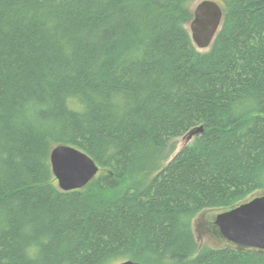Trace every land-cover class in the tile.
<instances>
[{
  "label": "trees",
  "instance_id": "trees-1",
  "mask_svg": "<svg viewBox=\"0 0 264 264\" xmlns=\"http://www.w3.org/2000/svg\"><path fill=\"white\" fill-rule=\"evenodd\" d=\"M193 1L0 0V264H264L192 230L264 190V0H219L204 52ZM59 144L99 165L84 188L59 187Z\"/></svg>",
  "mask_w": 264,
  "mask_h": 264
},
{
  "label": "water",
  "instance_id": "water-1",
  "mask_svg": "<svg viewBox=\"0 0 264 264\" xmlns=\"http://www.w3.org/2000/svg\"><path fill=\"white\" fill-rule=\"evenodd\" d=\"M224 11L216 0H202L194 9L190 33L195 46L210 48L222 26ZM203 130V127H200ZM50 162L62 190L84 188L98 174L100 167L85 151L72 145H56ZM222 237L241 247L264 250V193L224 209L215 220ZM116 264H140L125 260Z\"/></svg>",
  "mask_w": 264,
  "mask_h": 264
},
{
  "label": "rangeland",
  "instance_id": "rangeland-1",
  "mask_svg": "<svg viewBox=\"0 0 264 264\" xmlns=\"http://www.w3.org/2000/svg\"><path fill=\"white\" fill-rule=\"evenodd\" d=\"M201 0H195L192 2V10ZM219 1V0H218ZM221 2V1H219ZM222 4V3H221ZM224 8V6H223ZM189 27V26H188ZM190 31V29H189ZM207 49H203L199 51H207ZM198 133V129H192L189 132L185 133L184 135L174 138L170 141L169 147L167 151L173 150L171 155L169 156L170 159L174 157L179 151H181L187 145L192 144L196 135ZM56 146V145H55ZM53 146V148L55 147ZM52 148V149H53ZM52 152V150H51ZM167 161L165 162V164ZM132 182V181H131ZM264 193L263 189L257 190L250 194L245 200H250L256 196L262 195ZM244 201V200H243ZM242 202V201H241ZM240 203V202H239ZM224 209L221 208H207L199 213L193 218L192 220V230L194 233V237L196 242L198 243L199 249L203 247H212V248H221L227 245V240H225L217 230H214V226H216L215 220L217 215L222 212ZM217 227V226H216ZM216 229V228H215Z\"/></svg>",
  "mask_w": 264,
  "mask_h": 264
},
{
  "label": "bare ground",
  "instance_id": "bare-ground-1",
  "mask_svg": "<svg viewBox=\"0 0 264 264\" xmlns=\"http://www.w3.org/2000/svg\"><path fill=\"white\" fill-rule=\"evenodd\" d=\"M201 1H202V0H201ZM201 1H200V2H201ZM216 1H218V0H216ZM218 2H219V1H218ZM219 3L221 4V2H219ZM221 5H222V4H221ZM196 6H197V5H196ZM196 6H195V8H196ZM222 7H223V5H222ZM195 8H194V9H195ZM194 9H193V10L191 9V10H192V14H194ZM223 11H224V8H223ZM192 19H193V17H192ZM192 19L190 20V22L192 21ZM190 22L188 23L189 29H190ZM222 22H223V21H222ZM98 173H99V172H98ZM129 260H130V259H129ZM121 262H122V261H121ZM118 263H119V262H118ZM115 264H116V263H115Z\"/></svg>",
  "mask_w": 264,
  "mask_h": 264
}]
</instances>
